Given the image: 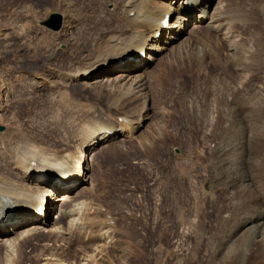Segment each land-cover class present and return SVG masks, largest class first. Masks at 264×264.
Wrapping results in <instances>:
<instances>
[{"label": "rangeland", "instance_id": "rangeland-1", "mask_svg": "<svg viewBox=\"0 0 264 264\" xmlns=\"http://www.w3.org/2000/svg\"><path fill=\"white\" fill-rule=\"evenodd\" d=\"M114 1L116 0H0V114L2 115L0 116V127L7 130L8 127L14 126L21 134L23 133L22 135H34L42 140L43 135L41 133L44 134L52 123L57 124L59 122L56 118L69 120L68 117L72 113L70 106L73 105L72 108L74 109V105L76 106L74 103L78 102L76 100L83 101L82 109L84 107L86 110H97L99 106L106 108L105 97L98 98L92 91L74 86L73 83L70 84L71 87L65 88L64 81L60 77L56 79L53 76L59 70H64L69 60H75L79 56V50L72 46L73 41L66 37L65 33L69 30L78 35L83 29L92 30L91 18L98 17V15H105L107 19L111 18L110 14L114 7ZM237 1L239 3H236V0H225V3L227 2L226 8L233 9L228 12V15L230 16L233 11H237L240 14L237 13V16H234V13L233 16L240 17L242 21L230 26V29L226 31V36L230 35L227 38L223 35L219 37L221 34H216L214 31L206 32L205 29H199L194 38L195 43L188 44L183 41L176 48L168 50L169 52L154 56L158 58V61L151 65V70L154 72L164 70L166 72L168 69L167 76L169 78L165 77L164 87H161L163 98L160 96L155 101L150 98L148 102V106L152 109V119L145 124L146 128L139 134L129 137L134 142L132 145H127L125 153L121 152L120 149H108L109 151H105L93 162H90L92 185H98L97 182H99L100 189L97 193H90L91 184H86L83 195L88 203L92 200L93 203L103 206L99 214L101 216L94 215L95 209L91 212L87 210L80 218V222L73 226L75 228L72 229V232L74 231L71 232L72 235H68L66 238L60 237L57 242L55 241L56 238H53L52 242L34 239L23 247V255L11 253L6 258L7 264H13L16 260L20 261V264H48L50 260L45 261L43 255L52 252L67 261L66 264H149L151 258L149 261L147 258L146 263H143L144 261L139 257H132L131 246L134 238L145 236L146 233L150 234L148 227L153 220L157 224L153 236L157 241L163 242L167 254H164L158 263L153 261L151 264H222L223 260L215 253L216 249L212 247L215 243L213 237L220 240L231 233L230 224L223 226L222 218L226 216V212L233 210V202L239 206H244L245 203L243 202L244 196L240 199H232L229 195L227 198L225 196L226 188L220 185L213 189L215 193L212 194V197L214 199L210 200L211 189L207 188L206 183L209 179L217 181L211 162L218 160L216 153L213 154L216 147L210 150V146L212 143L222 144L226 142L227 136H230V140L235 139L239 142L238 139L241 141L240 137L246 136V129H243L238 123L242 122L244 118L242 115L236 116L237 118L224 116L221 107L223 109L227 108L226 105L228 104V107L236 104L239 109L253 111L254 114L250 115L251 120L258 124L261 121L260 123L263 124L260 125H264V68H262L264 67L262 64L264 63V0ZM54 14L61 15L63 19V27L59 32H54L43 26V23ZM235 20L237 19L235 18ZM228 21L226 20V22ZM200 33L204 34L201 35ZM204 37L207 41L205 44L207 46L203 45L205 55H198L195 46ZM228 40L229 42H227ZM81 42L85 44V40ZM233 42L237 46L241 45L239 48L236 46L239 50L236 57L233 55L235 60L240 62L246 58L244 64L249 63V65L246 64L249 67L244 73L238 70L236 72L235 66H231L237 63L229 52V46L234 44ZM213 43L215 44L213 45ZM66 45L67 53L59 54L60 50L66 49ZM209 47L214 51L210 50L211 52L208 53ZM59 48L61 49L59 50ZM185 48L189 49L188 52L190 51L187 56H185ZM206 48H208L207 51L204 50ZM240 49L245 53L244 57ZM248 49L251 54L254 52L253 55L256 54V57L248 55ZM255 49H257V53H255ZM179 50H182L181 53ZM148 55L146 52L143 59L147 61ZM180 56L183 58L181 59ZM169 60L171 62L174 60V62L167 66ZM253 61L258 63H252ZM234 62L236 63L234 64ZM251 70L254 72L253 74L250 73ZM245 72H248L247 76ZM256 73L257 77H255ZM38 75H46L48 79L52 80V83L56 84L57 88H53V92H51L49 87L37 85L34 80ZM171 81L174 82L171 83ZM251 81L252 83H249ZM239 85L247 86L248 98L251 96L249 99L246 98L247 95L243 98L235 94V91L240 93L244 90L239 89ZM259 87H262V93H260ZM227 96L232 98V102ZM58 97H62L61 100ZM59 110L60 114L58 113ZM65 111H67L66 114ZM5 116L7 117L5 118ZM108 122L117 123V120H108ZM12 123L16 124L17 127ZM165 123L166 125H162ZM231 127L237 134L231 132ZM157 129L158 131H156ZM164 129H166L165 133L162 131ZM226 129L233 135L228 132L229 135L226 136L224 134ZM148 135L151 136L153 144ZM236 135L238 137L234 138ZM156 137L158 139H155ZM142 141L149 145L144 151L137 147V143ZM262 142L264 143V140ZM239 147H237L238 150L236 149L237 152L235 151L236 157L242 153L240 158H237L246 159L242 152L243 148ZM258 147L260 150L261 145ZM92 154L94 155V153ZM228 173L230 172L228 171ZM109 217L112 219L111 225L105 228L103 223ZM92 218L95 219L94 224L91 225L93 228H90L87 224ZM193 219L201 222V228L199 231H194V236H185V230L190 228L189 221ZM50 221H54L53 218ZM98 221L99 223H96ZM182 222H184L183 225H181ZM77 227L78 230H75ZM79 230L87 233L88 236L92 232H95L96 236L100 233L101 236L96 241H92L90 238L89 240L88 238L83 239L84 242L75 236L77 235L75 232ZM181 237L188 248L187 256L179 255L173 245ZM149 244L147 253H151L154 247L153 242ZM46 245H50L52 249L48 253L43 252V246ZM253 260V264L256 262V264H262L264 257L260 260L261 262Z\"/></svg>", "mask_w": 264, "mask_h": 264}, {"label": "bare ground", "instance_id": "bare-ground-1", "mask_svg": "<svg viewBox=\"0 0 264 264\" xmlns=\"http://www.w3.org/2000/svg\"><path fill=\"white\" fill-rule=\"evenodd\" d=\"M226 3L225 0H217V3L216 0H116L113 3V10H111V18H105V13L103 14L104 16L98 15V17L95 18H91L92 16L90 17L91 26L93 27H91L92 30L83 29L78 35H75V33L69 30L66 33L64 32L66 37L73 41L72 46L79 50V52L77 51L79 56L75 58V60H69L68 64L65 65V69L59 70L53 77L56 79L60 77L62 81H64L63 83H65V88L71 87L70 84L73 83L74 86L92 91L98 98L105 97L106 108L99 106L97 110H86L84 107L82 109L81 104L83 105V101L78 99L76 100L78 102L74 103L76 104V106L74 105V109L72 108L73 103L71 104L72 106H70L72 113L69 117L66 115L69 120H64V118L59 120V118H56V120L59 121L57 124H53L51 121L52 125L48 129L46 128L47 130H45L44 134L41 133L43 135L42 140L31 134V136L22 135L23 133L21 134L18 129L11 125V127L7 126V130L4 128L0 130V264H7L6 258L10 256L11 253H15L19 256L23 255V247L34 239H43V241L52 242L53 238H56L55 241L57 242V239L60 237L66 238V236L72 235V229L74 230L75 228H73V226H75L77 222H80V218L87 210L91 212L95 209V211H93L94 215L101 216L99 214L103 206L93 203L94 201L92 202V200L88 203L87 200L85 201L86 198L83 195L86 184H91V188H89L90 193H97L99 192L98 189H100L99 182H97L98 185H92L90 179V172L92 171L90 162H93L105 151L120 149L121 152L125 153L127 145H132L134 142L133 140L131 141L129 137H134L139 134L140 131L146 128L145 124L152 119V109L148 106V102L150 98H152V101L159 99L158 97L160 96L163 98L161 91L166 81L165 77L168 74V69L166 72L164 70L158 72L157 70L155 72L151 70V65L156 64L158 61V58L154 56L167 52L174 47L176 48L177 45L183 41L188 44H191V42L195 43L194 38L199 29H205L206 32L214 31L216 34H221L219 37L223 35L227 38V36L230 35L226 36V31L230 29V26L234 23L237 24V22H242L240 17H234L237 16V13L240 14L239 12L233 11L231 13L232 16L231 14L230 16L228 15V12L233 9L230 7L226 8ZM236 3L239 2L236 0ZM234 13L235 15L233 16ZM171 14L175 15V17H173L174 19L169 26H166L164 20ZM235 18L237 20H235ZM226 20L229 21L226 22ZM200 34L203 35L204 33ZM205 37L200 39L199 43L197 45L195 44L196 46L194 45L195 49L197 48L198 50V55L205 53H203V45L207 43ZM232 37L235 38L234 36ZM82 40H85V44H82ZM229 40L227 42H229ZM214 44L215 43H213V45ZM226 45L229 46V44ZM216 46L218 45L216 44ZM236 46L235 43L229 46L230 56L234 58V60L239 50L237 47L239 48L241 45ZM211 47L213 48L212 45ZM211 47L204 50L207 51L208 49V53L211 52L210 50L213 52L214 49ZM60 49L61 48H59V50ZM188 50L189 49H186L185 56L189 54L190 51L188 52ZM256 50L257 49H255V53H257ZM241 51L243 52V50ZM245 51L248 52L246 49ZM146 52L149 54L147 61L143 60L141 57V54ZM242 52H239V54H242ZM66 53L67 45L66 49L60 50L59 54ZM249 53L248 55H253L254 52L251 54L249 50ZM233 55L235 57H233ZM244 55L245 53L243 52L242 56L244 57ZM242 56L241 58H243ZM253 56L256 57V54ZM180 57L181 59L183 58V56ZM250 57L254 59V57ZM259 58L258 60H260ZM245 61L246 58L242 59L240 62L237 60V63L234 62V64H236L231 66H235L234 69L236 72L238 70L244 73L246 68L249 67L246 66L248 62L244 64ZM172 62H174V60ZM172 62L169 60L166 65H171ZM256 62L253 61L252 63L256 64ZM247 65H249V63ZM248 72H245V75ZM250 73L253 74L254 72L252 71ZM255 77H257V73ZM167 78H169V76H167ZM34 81L39 86L49 87L51 92H53V88L56 87V84L52 83V80L48 79L46 75H38L35 77ZM252 81L249 83H252ZM173 82L171 81V83ZM30 83L33 82L30 81ZM3 86L5 85L3 84ZM238 87L244 90L243 92L238 90L240 93L235 91L236 95L243 97L248 94L246 85H239ZM259 88V91H261L260 93H262V87ZM61 93L60 90V94ZM60 94L58 93V95ZM250 97L251 96H249V98ZM246 98H248V95ZM229 99L231 101L232 98ZM233 99L235 100V98ZM61 103H58V105H61ZM228 105H226L227 108L222 109L221 107V112L224 116L234 118L242 115L245 119L243 118L242 122L238 123L243 129H246V136L243 138L240 137L241 141L238 139L239 142L235 139L230 140V136L228 137L227 135L233 131L231 127L232 130L230 129L231 132L228 131L229 133L227 129L224 130V134H226L228 138L226 142L222 144H211L210 150L216 147L214 149L216 151L213 152V154L216 153L215 155L218 159L216 162L215 160L211 162L217 181L215 182L209 179L207 180L206 186L208 189H211L209 194L210 200L214 199V197H212V194L215 193L213 189L216 188L217 185H220L226 188L225 196L227 198H229V195L232 199H240L244 196L243 202L245 205L239 206L234 202L232 203L233 210L226 212V216L222 218L223 226L230 224L231 233L220 240L213 237L215 243L212 247L216 249L215 253L223 260L222 264H253V259L259 262L264 257V143L262 142V140H264V125H260L263 123H260L261 121L259 119V124L251 120L250 115L254 114L253 111L251 112L246 109L242 110L241 108L240 110L239 107L237 108L236 104L233 105V103V106L228 107ZM67 106H69V104ZM66 112L67 111H65V114ZM58 113H61L60 110ZM0 116L2 115L0 114ZM6 117L7 116H5V118ZM108 120H117V123H110ZM235 122L237 121L235 120ZM238 123H236V125H238ZM13 124L14 123H12V125ZM14 125L17 127L16 124ZM162 125H166V123ZM239 125L238 127H240ZM229 126H231V124H229ZM232 126L234 125L232 124ZM165 130L166 129L162 131L165 133ZM239 130L241 129L239 128ZM156 131H158V129ZM167 132L169 131L167 130ZM233 134L237 133L233 131ZM233 134L231 133V135ZM235 137L238 136L236 135L234 138ZM146 138L148 137L146 136ZM159 138L162 137L159 136ZM150 139L152 141L151 136ZM155 139L158 138L156 137ZM151 143L153 144V141ZM260 145L261 147L259 150L258 146ZM148 146L149 145L145 141L137 143V147L143 151L146 150ZM237 147L243 148V151L242 149L241 151L244 156H246L244 157L246 159H239L242 153L240 156H237L239 158L236 157L237 153L235 154V151ZM92 153H94V155ZM228 171L230 173H228ZM41 211H44V215H39ZM51 218H53L54 221H50ZM94 219L92 218L89 220L88 224L86 223L88 227H92L91 225L94 224ZM111 222L112 219L110 217L106 219L103 223L105 228H107L108 225L110 226ZM96 223H99V221ZM183 224L184 222H182L181 225ZM189 226L190 228L184 232L185 236H194V231H199L201 228V222L193 219L189 221ZM159 228L161 229V227ZM156 229L157 224L156 221L153 220L148 227L150 234L146 233L145 236L137 237L132 240V257H139L144 261L143 263H146L147 258L148 261L149 258H151L149 262V264H151L153 261L158 263L160 258L164 254H167L163 242L157 241L153 236ZM75 230H78V227ZM75 234L74 235L79 238V240L84 242L85 240L83 239L88 238L89 240L90 238L92 241H96L101 236L100 233L96 236L95 232L90 233L88 236L87 233L82 230L75 232ZM150 242L154 243V247L151 253H147L146 250H148L147 247L150 245ZM184 242L185 241L181 237L178 241L173 243L175 250L181 256L188 255V248ZM43 248V252L47 253L52 250L50 245L43 246ZM53 253L54 252L48 255L42 254L45 261L50 260L48 264H55L56 262L57 264H66L67 261ZM53 258H55L54 261ZM263 263L264 262H262V264ZM13 264H20V261L16 260Z\"/></svg>", "mask_w": 264, "mask_h": 264}, {"label": "water", "instance_id": "water-1", "mask_svg": "<svg viewBox=\"0 0 264 264\" xmlns=\"http://www.w3.org/2000/svg\"><path fill=\"white\" fill-rule=\"evenodd\" d=\"M43 26L54 32H59L63 27L62 16L59 14L52 15L50 19L43 23ZM0 130H3V128L0 127Z\"/></svg>", "mask_w": 264, "mask_h": 264}]
</instances>
